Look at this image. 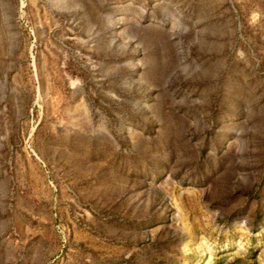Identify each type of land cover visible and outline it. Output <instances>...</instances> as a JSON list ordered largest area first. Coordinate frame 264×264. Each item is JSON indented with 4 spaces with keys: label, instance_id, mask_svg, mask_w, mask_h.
Listing matches in <instances>:
<instances>
[{
    "label": "rangeland",
    "instance_id": "374dc122",
    "mask_svg": "<svg viewBox=\"0 0 264 264\" xmlns=\"http://www.w3.org/2000/svg\"><path fill=\"white\" fill-rule=\"evenodd\" d=\"M0 264H264V0H0Z\"/></svg>",
    "mask_w": 264,
    "mask_h": 264
}]
</instances>
